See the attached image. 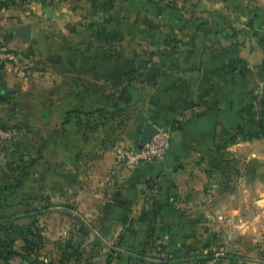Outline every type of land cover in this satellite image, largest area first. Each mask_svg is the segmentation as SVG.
<instances>
[{"label":"crops","instance_id":"crops-1","mask_svg":"<svg viewBox=\"0 0 264 264\" xmlns=\"http://www.w3.org/2000/svg\"><path fill=\"white\" fill-rule=\"evenodd\" d=\"M27 7H0V45L25 56L39 40L40 15L82 12L63 0ZM26 28L29 39L23 38ZM198 28L187 54L166 60L164 85L146 86L135 99L141 107L126 112L135 122L121 129L105 117L118 97L107 91L99 65L71 70L64 65L69 58L59 54L48 79L35 76L32 62L27 79L5 67L0 123H33L42 140L24 183L0 182V222H12L13 199L21 195L18 203L33 201L45 232L71 217L75 228L59 229L67 238L112 240L85 264H264V136L228 141L261 119L264 42L244 51L217 31ZM104 59L86 56L83 63ZM147 121L172 130L167 155L121 170L110 144L136 134L139 140ZM235 161L243 176L238 179L232 178ZM233 182L247 192L250 183L257 185L254 198H232ZM154 190L157 201L143 197ZM174 206L176 214L153 213ZM7 236L17 239L14 250L21 253L20 228ZM31 264L44 263L33 258Z\"/></svg>","mask_w":264,"mask_h":264},{"label":"rangeland","instance_id":"rangeland-1","mask_svg":"<svg viewBox=\"0 0 264 264\" xmlns=\"http://www.w3.org/2000/svg\"><path fill=\"white\" fill-rule=\"evenodd\" d=\"M49 1L53 0H0L13 7L24 8H28L31 3L48 4ZM64 2L75 6V10L81 8L82 12L48 17L40 15L37 21L39 40L23 52L28 55L29 63H33L34 72L37 71L35 76L46 79L55 66V56L59 54L69 58L64 65L71 66V70L99 65L106 72L107 91H113L118 97L111 112L105 116L109 121H116L118 129L135 122L126 112L135 106L141 107L135 99L145 93L146 86L151 91L164 85L166 80L163 82L161 72L167 67L166 60L171 62L172 56L187 54L196 27L215 30L219 37L226 38L235 49L244 46V51H252L253 47L264 42V0H63ZM43 26L48 28L45 30ZM48 35L52 36L51 40L46 37ZM257 51L256 48L254 52ZM86 56H102L105 59L100 63H83ZM170 66H173L172 63ZM243 66V63L237 64L240 69ZM27 69H30L29 65ZM2 125L11 135L0 138V182L22 185L42 140L39 136L38 139L35 138L39 135V128L30 122ZM245 134L249 135L238 132L233 133L230 138L242 139ZM138 136L136 134L129 142H114L110 145L113 148L117 145L136 146ZM231 168L234 172L232 178L238 179L241 176L238 163L233 162ZM232 185L231 197L236 199L249 197L248 194L250 198H254L253 194L257 191L254 183L248 185L250 192L243 191L235 182ZM157 195L155 191L154 195L143 197L157 201ZM13 200L16 202L15 212L11 215L12 222H0V234H4V238H0V253L3 254V259L9 247L17 252L14 250L17 239L7 236H11L14 228L21 230L22 252L8 260V264H12V260L16 264H23V260L31 264L33 258L44 264H85L96 256V248L112 241L67 238V234L59 233V229L63 227L71 231L75 228L77 223L71 221V217H63L66 222L53 224L54 232H45L33 201L28 198L24 206L23 203H18L19 200H24L21 195ZM176 211L174 206L170 211L156 208L153 213L173 215ZM18 216L20 217L16 218ZM25 238L31 242L30 245L25 244ZM87 250L89 254L83 255ZM0 264L6 263L0 260Z\"/></svg>","mask_w":264,"mask_h":264},{"label":"built area","instance_id":"built-area-1","mask_svg":"<svg viewBox=\"0 0 264 264\" xmlns=\"http://www.w3.org/2000/svg\"><path fill=\"white\" fill-rule=\"evenodd\" d=\"M28 58L15 50L0 45V76L5 67L12 68L16 76L27 79L29 77ZM158 131L142 147L117 145L113 148V162L121 170L132 171L138 166L154 161L163 160L170 148L172 130L169 127L157 126ZM8 130L0 129V138L10 137Z\"/></svg>","mask_w":264,"mask_h":264},{"label":"trees","instance_id":"trees-1","mask_svg":"<svg viewBox=\"0 0 264 264\" xmlns=\"http://www.w3.org/2000/svg\"><path fill=\"white\" fill-rule=\"evenodd\" d=\"M12 4H9V3H4V2H0V7L1 8H7V7H10ZM107 36V35H106ZM1 77V76H0ZM260 104V108H261V119L259 120L260 122L258 123L257 126H255L254 128H251L249 130V135L248 134H245L244 136H242V139H251V138H254V137H262L264 136V99H261V101L259 102ZM3 123H0V129L2 130H5L3 125ZM238 135H235V137H237ZM236 139L234 138H229V142H233L235 141ZM26 174V172H25ZM20 186V183L19 185H15V187H19ZM25 244L30 245L31 242L25 238ZM26 248V247H25ZM24 250V249H23ZM8 252L6 253V256L2 259V253H0V260H2L4 263L8 264V260H10L13 256L15 255H19V253L13 251L10 247H9V250H7Z\"/></svg>","mask_w":264,"mask_h":264},{"label":"water","instance_id":"water-1","mask_svg":"<svg viewBox=\"0 0 264 264\" xmlns=\"http://www.w3.org/2000/svg\"><path fill=\"white\" fill-rule=\"evenodd\" d=\"M30 29L26 28L23 30V38L29 39ZM3 98V94L1 93V84H0V99ZM158 128L155 124L147 121L144 123L139 140L138 147H142L145 143H147L150 138L156 134Z\"/></svg>","mask_w":264,"mask_h":264}]
</instances>
